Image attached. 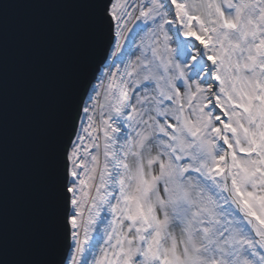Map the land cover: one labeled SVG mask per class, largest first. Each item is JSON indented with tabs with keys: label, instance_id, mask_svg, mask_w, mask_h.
<instances>
[{
	"label": "snow or ice",
	"instance_id": "1",
	"mask_svg": "<svg viewBox=\"0 0 264 264\" xmlns=\"http://www.w3.org/2000/svg\"><path fill=\"white\" fill-rule=\"evenodd\" d=\"M81 7L16 229L3 32L0 264H264V0Z\"/></svg>",
	"mask_w": 264,
	"mask_h": 264
},
{
	"label": "water",
	"instance_id": "2",
	"mask_svg": "<svg viewBox=\"0 0 264 264\" xmlns=\"http://www.w3.org/2000/svg\"><path fill=\"white\" fill-rule=\"evenodd\" d=\"M6 21L0 17V63L6 38V100L10 173L11 223L24 218L28 150L38 142L43 122L50 119L73 63L88 0H14ZM3 3V0H0Z\"/></svg>",
	"mask_w": 264,
	"mask_h": 264
}]
</instances>
